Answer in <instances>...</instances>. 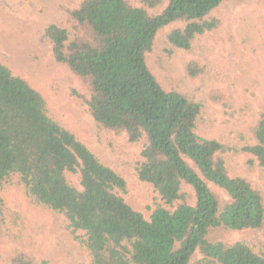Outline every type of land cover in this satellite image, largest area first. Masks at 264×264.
Segmentation results:
<instances>
[{
    "label": "trees",
    "instance_id": "16d2710c",
    "mask_svg": "<svg viewBox=\"0 0 264 264\" xmlns=\"http://www.w3.org/2000/svg\"><path fill=\"white\" fill-rule=\"evenodd\" d=\"M225 1L79 0L65 10V27L46 29L54 59L85 86L87 95H77L94 120L139 150L141 159L131 161L136 175L163 201L149 218L120 194L126 179L0 62V218L1 189L16 174L32 203L64 215L89 264H264V192L229 173L225 144L197 133L204 104L166 88L148 63L163 33L189 50L196 37L219 29L224 22L215 12ZM185 70L198 80L204 67L190 60ZM252 136L243 147L246 165L264 168V101ZM217 230L258 235L260 248L226 242ZM1 263L50 264L23 249L0 252Z\"/></svg>",
    "mask_w": 264,
    "mask_h": 264
},
{
    "label": "rangeland",
    "instance_id": "374dc122",
    "mask_svg": "<svg viewBox=\"0 0 264 264\" xmlns=\"http://www.w3.org/2000/svg\"><path fill=\"white\" fill-rule=\"evenodd\" d=\"M78 1L0 0V62L39 90L50 115L126 179L128 191L120 194L149 218L163 201L152 184L136 175L131 161L141 159L139 150H128L124 136L98 125L77 95H87L85 86L53 57L46 29L50 23L65 27V10ZM131 1L140 5V0ZM215 15L224 24L196 37L189 50L169 44L163 33L148 54V63L166 88H177L204 104L197 133L225 144L229 173L248 178L264 192V168H248L243 150L253 142L252 131L264 101V2L227 0ZM190 60L204 67L198 80L186 73ZM68 178L80 187L78 176L68 173ZM1 196V253L23 249L50 264H89L88 251L73 238L64 215L32 203L16 174L7 179ZM215 232L226 242L242 240L255 250L260 248L258 235ZM199 257L197 253L194 258Z\"/></svg>",
    "mask_w": 264,
    "mask_h": 264
}]
</instances>
